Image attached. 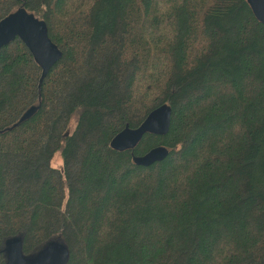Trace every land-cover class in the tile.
I'll return each instance as SVG.
<instances>
[{
    "label": "trees",
    "instance_id": "1",
    "mask_svg": "<svg viewBox=\"0 0 264 264\" xmlns=\"http://www.w3.org/2000/svg\"><path fill=\"white\" fill-rule=\"evenodd\" d=\"M20 7L63 57L41 82L19 38L0 50V264L12 238L25 264L52 243L66 264H264V23L248 1L0 0V20ZM164 103L168 134L111 147ZM160 144L164 160L134 163Z\"/></svg>",
    "mask_w": 264,
    "mask_h": 264
},
{
    "label": "water",
    "instance_id": "2",
    "mask_svg": "<svg viewBox=\"0 0 264 264\" xmlns=\"http://www.w3.org/2000/svg\"><path fill=\"white\" fill-rule=\"evenodd\" d=\"M257 19L264 23V0H247ZM20 39L32 53L35 61L42 69L41 82L48 76L54 66L62 59L63 51L50 38L49 27L45 19L37 17L26 7H20L0 20V50L16 39ZM37 106L30 107L21 121L29 119L37 111ZM172 106L168 103L152 109L143 122L137 127L127 124L112 141L115 150H134L147 133L164 136L168 134L172 124ZM133 161L139 166H150L164 160L170 149L163 144L156 145L144 154L136 155ZM8 264H25L22 254V242L18 238L7 241ZM69 250L62 244L52 243L30 264H66Z\"/></svg>",
    "mask_w": 264,
    "mask_h": 264
},
{
    "label": "rangeland",
    "instance_id": "3",
    "mask_svg": "<svg viewBox=\"0 0 264 264\" xmlns=\"http://www.w3.org/2000/svg\"><path fill=\"white\" fill-rule=\"evenodd\" d=\"M73 127H74V126L72 125L70 130H72ZM52 164H53V166H55V167L62 168V166H63V161H62V158H61V156H60L59 153L56 155V157H55L54 160L52 161Z\"/></svg>",
    "mask_w": 264,
    "mask_h": 264
},
{
    "label": "bare ground",
    "instance_id": "4",
    "mask_svg": "<svg viewBox=\"0 0 264 264\" xmlns=\"http://www.w3.org/2000/svg\"><path fill=\"white\" fill-rule=\"evenodd\" d=\"M36 113V112H35Z\"/></svg>",
    "mask_w": 264,
    "mask_h": 264
}]
</instances>
